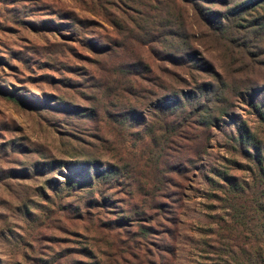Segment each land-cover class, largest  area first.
Segmentation results:
<instances>
[{
  "label": "rangeland",
  "instance_id": "rangeland-1",
  "mask_svg": "<svg viewBox=\"0 0 264 264\" xmlns=\"http://www.w3.org/2000/svg\"><path fill=\"white\" fill-rule=\"evenodd\" d=\"M216 1L0 0V264H143L139 224L149 264L235 250L223 178L248 179L249 163L226 144L238 126L264 142V5L233 21L234 3ZM170 45L187 50L178 71ZM165 77L209 109L155 113ZM72 172L95 185L73 187Z\"/></svg>",
  "mask_w": 264,
  "mask_h": 264
},
{
  "label": "trees",
  "instance_id": "trees-1",
  "mask_svg": "<svg viewBox=\"0 0 264 264\" xmlns=\"http://www.w3.org/2000/svg\"><path fill=\"white\" fill-rule=\"evenodd\" d=\"M234 3L233 7L229 10L231 13L233 10H238V13H233V17L230 18L233 21L236 19L242 18L243 14L252 8L264 5V0H219L217 3H221L224 6L230 5V3ZM224 19L225 16H222ZM223 20V19H222ZM212 24V22L209 20ZM210 25V26H211ZM214 26V25H213ZM211 26V29L218 30V27ZM171 50V60H169V64L174 67L177 71L182 69L186 65L185 60L183 59L184 53L187 51L183 49L181 46L170 45ZM151 67H144L145 71L150 72ZM134 72H130L128 74V85L130 87L128 93L131 96H134L135 91L134 88H137L140 79H145L140 74H138L137 70L134 69ZM190 73V72H188ZM190 75L192 78L191 74ZM168 77H173L180 80L178 74H174V72H169ZM169 79L165 77L164 79L156 78L157 81L152 82L153 85L159 89L160 91H164L167 94L158 99V107L155 109V113H158L165 118L171 117L174 119H182L183 117L178 114L179 111H182L183 114L190 113L188 110H184V108L194 109V111H199L201 108L209 109L202 98H198L199 100L197 107L195 105L190 104L187 98H181L179 96V91L177 89L172 88V90H168L167 86L164 84V81ZM193 79V78H192ZM172 80V79H170ZM177 80V82H178ZM197 83L198 81L195 80ZM186 82V80H183ZM219 86L227 88V83L218 82ZM230 92V96L237 98V94L241 93L239 88L233 86ZM147 93L150 95L152 92L147 90ZM222 93H217L215 95V100L212 102L220 103ZM153 95V94H151ZM171 95H176V99H172ZM179 97V98H178ZM163 99L165 102H163ZM229 101V97H226ZM232 99V100H233ZM172 100V101H171ZM147 105V101L145 99V104ZM220 117L228 116L227 110L219 111ZM261 122L264 123V109L260 110ZM185 118V117H184ZM183 118V119H184ZM229 148L228 151L235 154H242L243 158L249 163L248 165V179H239L236 176L230 177L226 174L224 175L225 180H223L234 195L233 199L237 200V203L231 204V210L233 212L234 223H236V228H232V230L236 231V241L237 246L235 250H228L227 252H222V261L223 264H264V142L259 136V133L253 130L249 126H238L237 132L230 137L226 144ZM228 162L236 164L235 160H229ZM226 169H230L226 167ZM90 172H88L89 174ZM74 175V172H72ZM91 182H87L83 179L81 175H74L73 178L69 179V183L73 187H77L79 189H85L88 187H92L95 185V178L93 174H89ZM219 176V175H218ZM104 178H107L106 175H103ZM75 184V185H74ZM225 185V184H224ZM226 186V187H227ZM152 189V190H151ZM151 192H146L145 197L153 199V197L159 192V189L156 185H152L150 188ZM235 200V201H236ZM147 210L153 209L151 204L146 203ZM133 225V224H131ZM138 231L135 233L129 234L136 236L142 242L141 249L144 252V263L149 264L147 257H149V253L146 249L147 244L149 243L148 239L150 237L149 231L150 228L145 226V224H139ZM230 226V225H229ZM131 233V232H130ZM137 239L132 240L135 244Z\"/></svg>",
  "mask_w": 264,
  "mask_h": 264
}]
</instances>
